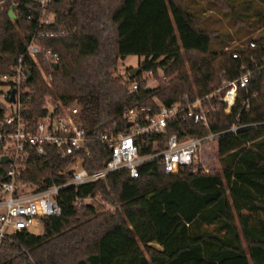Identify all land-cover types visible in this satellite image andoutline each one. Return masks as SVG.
Segmentation results:
<instances>
[{
  "label": "trees",
  "instance_id": "trees-1",
  "mask_svg": "<svg viewBox=\"0 0 264 264\" xmlns=\"http://www.w3.org/2000/svg\"><path fill=\"white\" fill-rule=\"evenodd\" d=\"M3 1L7 8L15 4L17 12L15 22L8 12L0 15V76L11 72L26 42L48 33L37 36L38 43L58 56L57 67L44 66L52 75L47 85L33 66L31 117L43 115L47 97L76 105L90 137L127 134L123 113L128 109L169 106L184 95L209 94L245 70L253 74L247 90L239 89L231 114L220 104L207 129L177 119L160 136L135 139L144 156L161 150L171 135L222 133L220 173L184 168L169 175L155 158L138 165L136 179L123 169L67 187L58 195L61 215L42 218L40 234L17 232L13 241L1 242L0 264H264V0H203L229 19L232 14L231 23L245 26L246 35L260 31L212 51L217 31L205 28L202 8L193 12L183 0H57L51 6L54 23L42 29L29 0ZM252 39L255 50L245 48ZM228 41L233 44L232 36ZM129 56L143 59L141 72L135 79L115 76L118 63ZM158 70L168 78L176 75L154 89L142 85V73ZM134 82L138 91L130 93ZM247 96L249 109L241 110ZM233 124L240 127L237 133H224ZM87 149L83 166L89 172L102 168L107 148L92 142ZM70 162L46 147L17 176V188L25 192L64 183L71 174L61 170ZM6 170L0 165V182L8 180Z\"/></svg>",
  "mask_w": 264,
  "mask_h": 264
},
{
  "label": "built area",
  "instance_id": "built-area-1",
  "mask_svg": "<svg viewBox=\"0 0 264 264\" xmlns=\"http://www.w3.org/2000/svg\"><path fill=\"white\" fill-rule=\"evenodd\" d=\"M29 2L37 8V28L42 29L54 23L55 16L51 6L56 1L29 0ZM10 8L0 0V15L3 11L8 12ZM16 12V9L13 10L14 19L9 18L12 22L16 21ZM27 20H31L30 15L27 16ZM39 35L47 36L48 33H38L26 42L24 52L11 67V72L0 76V86L6 88L2 93L5 105L0 104V160L2 157L8 158L6 163L0 162V165L7 166L8 178L7 181L0 182V243L13 241L12 234L30 232V229L37 225H41L43 229L44 217L61 215L58 195L67 187L77 188L88 182L104 180L110 173L123 169H127L130 177L136 179L138 165L155 158L160 160L165 173L169 175L178 174L184 168H189L192 173L200 171L204 151H208L212 156L218 154V137L222 133H209L204 137L171 135L161 150L144 156L139 154L135 139L160 136L165 132L168 123L177 119L190 120L193 124L207 129L212 114L217 111L220 104L225 106L226 115L231 114L237 102L239 89L247 90L253 74L242 65L245 72L238 79L225 83L204 96H194L190 99L184 95L180 102L169 106L128 109L123 113L127 126L132 125L128 127L127 134L90 137L76 105L63 106L58 100L51 103L52 98L47 97L43 115L37 120L31 117L30 104L34 98V89L29 83L32 80L33 66L42 80L49 85L52 75L46 73L44 66L54 69L58 61L56 54L38 43ZM245 48L255 50L258 46L252 39ZM262 50L264 51V46ZM232 57L241 60L238 53H234ZM262 60L264 68V55ZM138 88V83L134 82L129 92L136 93ZM249 103L250 98L247 96L241 103V110L248 111ZM239 128L237 124H233L224 133L235 135ZM92 142L105 146L108 155L102 168L89 172L83 163L84 154L89 153L87 143ZM46 147L53 148L59 158H70L69 166L61 170V174H71L70 178L64 183L52 184L44 189L29 188L25 192L20 191L16 185L17 176L35 156H43ZM76 203L79 204L80 201L76 200Z\"/></svg>",
  "mask_w": 264,
  "mask_h": 264
},
{
  "label": "rangeland",
  "instance_id": "rangeland-1",
  "mask_svg": "<svg viewBox=\"0 0 264 264\" xmlns=\"http://www.w3.org/2000/svg\"><path fill=\"white\" fill-rule=\"evenodd\" d=\"M183 2L186 4L190 10L193 12L197 9H201L202 11L199 12L201 14V17L205 20V28L211 29L214 31H217V41L212 44L211 51L215 48L216 45H223L228 44V47L231 48L235 45L240 44L241 41L244 39L254 38L260 33V31L253 32V34L246 35V28L245 26L238 25L237 27H234L233 25V19L234 16L231 14V19L225 17V15L222 12H219L218 10H215L213 8H210L203 0H183ZM223 10L225 11V8L223 7ZM232 20V21H230ZM233 22V23H231ZM229 36H232L233 38V44L230 43ZM184 59V67L188 71V63H187V57L183 54ZM142 58H138L135 56H129L124 61H121L118 63L115 76H119L121 78H125L127 74H129V71L135 70L139 68V65L142 62ZM189 73V72H188ZM176 74L172 75L170 78L166 77L164 72L161 70H158L156 73L147 74L142 73L140 77V81L142 82V85H144L146 88L154 89L163 83L167 84L170 82V80L175 76ZM6 90L4 86H0V104L5 105V101L2 97V93ZM203 165L200 167V172L203 174H216L220 173V166H219V156L218 154L212 156L208 153V151H204L203 154ZM106 208L109 206L106 205ZM42 226L37 225L36 227H32L30 229V232L33 234H40L42 232ZM152 246L156 248H160L157 243H152Z\"/></svg>",
  "mask_w": 264,
  "mask_h": 264
},
{
  "label": "water",
  "instance_id": "water-1",
  "mask_svg": "<svg viewBox=\"0 0 264 264\" xmlns=\"http://www.w3.org/2000/svg\"><path fill=\"white\" fill-rule=\"evenodd\" d=\"M54 1H57V0H54ZM15 8L16 7H11L10 8V10L8 11V17L9 18H11V19H14V13H13V10H15ZM57 67V65H54V68H56ZM141 72V69L140 68H137V69H135V70H131V71H129V77L131 78V79H135L136 78V76L139 74ZM29 78H31L30 76H29ZM13 95H14V91L12 92V94H11V101H13ZM132 125L131 124H129L128 125V127H131ZM8 161V158L7 157H2L1 158V160H0V162L3 164V163H6ZM106 164V163H105Z\"/></svg>",
  "mask_w": 264,
  "mask_h": 264
},
{
  "label": "crops",
  "instance_id": "crops-1",
  "mask_svg": "<svg viewBox=\"0 0 264 264\" xmlns=\"http://www.w3.org/2000/svg\"><path fill=\"white\" fill-rule=\"evenodd\" d=\"M152 243H155V242H152ZM152 243H150V245H152ZM159 246V245H158ZM160 248H158V249H161V246H159Z\"/></svg>",
  "mask_w": 264,
  "mask_h": 264
}]
</instances>
